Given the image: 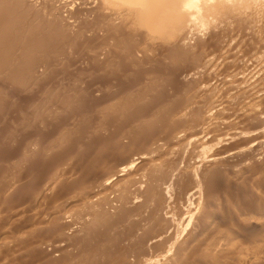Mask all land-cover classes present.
Returning <instances> with one entry per match:
<instances>
[{
	"label": "rangeland",
	"instance_id": "374dc122",
	"mask_svg": "<svg viewBox=\"0 0 264 264\" xmlns=\"http://www.w3.org/2000/svg\"><path fill=\"white\" fill-rule=\"evenodd\" d=\"M0 264H264V0H0Z\"/></svg>",
	"mask_w": 264,
	"mask_h": 264
},
{
	"label": "bare ground",
	"instance_id": "6f19581e",
	"mask_svg": "<svg viewBox=\"0 0 264 264\" xmlns=\"http://www.w3.org/2000/svg\"><path fill=\"white\" fill-rule=\"evenodd\" d=\"M140 1H141V0H140ZM166 1H167V0H166ZM177 1H178V0H177ZM180 1H181V0H180ZM209 1H210V0H209ZM158 2H159V1H158ZM186 2H187V1H186ZM237 2H238V1H237ZM146 3H147V2H146ZM149 3H150V2H149ZM172 3H173V2H172ZM172 3H171V4H172ZM178 3H179V2H178ZM191 3H192V2H191ZM194 3H195V2H194ZM151 4H152V3H151ZM151 4H150V5H151ZM163 4H164V2H163ZM175 4H176V3H175ZM179 4H180V3H179ZM185 4H187V3H185ZM203 4H204V3H203ZM148 5H149V4H148ZM153 5H154V4H153ZM173 5H174V4H173ZM190 5H191V4H190ZM196 5H197V4H196ZM163 6H164V5H163ZM166 6H167V5H166ZM174 6H176V5H174ZM159 7H160V6H159ZM161 7H162V6H161ZM161 7H160V8H161ZM198 7H199V6H198ZM152 8H153V7H152ZM171 8H172V7H171ZM176 8H177V7H176ZM189 8H190V6H189ZM195 8H196V7H195ZM199 8H200V7H199ZM205 8H206V7H205ZM155 9H156V6H155ZM162 9H163V8H162ZM162 9H161V10H162ZM164 9H165V8H164ZM172 9H173V8H172ZM192 9H193V8H192ZM192 9L190 8V11H189V10H188V11L191 12V11H193ZM153 10H154V8L152 9V11H153ZM175 10H176V9H175ZM175 10H174V11H175ZM196 10H197V8H196ZM159 11H160V10H159ZM159 11H158V12H159ZM162 11L164 12V10H162ZM147 12H148V11H147ZM154 12H156V11H153V13H154ZM163 12H162V13H163ZM172 12H173V11H172ZM148 13H149V12H148ZM148 13H147V15H148ZM151 13H152V12H151ZM153 13H152V14H153ZM156 13H157V12H156ZM165 13H166V12H165ZM165 13H164V14H165ZM143 15H145V14H143ZM149 15H150V13H149ZM156 15H157V14H156ZM156 15H155V16H156ZM172 15H174V14H172ZM177 15H178V14H177ZM183 15H184V14H183ZM185 15H186V14H185ZM170 16H171V15H170ZM174 16H176V15H174ZM179 16H180V15H179ZM158 17H159V16H158ZM166 17H167V16H166ZM176 17H177V16H176ZM154 18H155V17H154ZM159 18H160V17H159ZM161 18L163 19V14H162V17H161ZM171 18H172V17H171ZM177 18L180 19L181 16H180V17H177ZM166 19H167V18H166ZM166 19H165V20H166ZM168 19H170V18H168ZM168 19H167V20H168ZM193 19H194V18H193ZM165 20H164V22H165ZM189 20H190V19H189ZM169 21H171V20H169ZM172 21H173V20H172ZM166 23H167V22H166ZM174 23H175V20H174ZM167 24H168V23H167ZM169 24H171V23L169 22ZM175 24H176V23H175Z\"/></svg>",
	"mask_w": 264,
	"mask_h": 264
}]
</instances>
